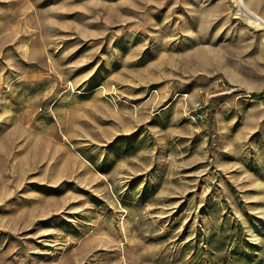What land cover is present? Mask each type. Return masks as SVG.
<instances>
[{
  "label": "rangeland",
  "instance_id": "1",
  "mask_svg": "<svg viewBox=\"0 0 264 264\" xmlns=\"http://www.w3.org/2000/svg\"><path fill=\"white\" fill-rule=\"evenodd\" d=\"M0 264H264V26L0 0Z\"/></svg>",
  "mask_w": 264,
  "mask_h": 264
},
{
  "label": "bare ground",
  "instance_id": "2",
  "mask_svg": "<svg viewBox=\"0 0 264 264\" xmlns=\"http://www.w3.org/2000/svg\"><path fill=\"white\" fill-rule=\"evenodd\" d=\"M237 5L239 10L242 11L248 18L249 22L261 27L264 26V18L251 11L250 7L245 3L244 0H237Z\"/></svg>",
  "mask_w": 264,
  "mask_h": 264
}]
</instances>
